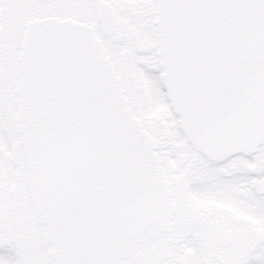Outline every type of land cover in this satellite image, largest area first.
<instances>
[{
  "label": "snow or ice",
  "instance_id": "snow-or-ice-1",
  "mask_svg": "<svg viewBox=\"0 0 264 264\" xmlns=\"http://www.w3.org/2000/svg\"><path fill=\"white\" fill-rule=\"evenodd\" d=\"M0 264H264V0H0Z\"/></svg>",
  "mask_w": 264,
  "mask_h": 264
}]
</instances>
